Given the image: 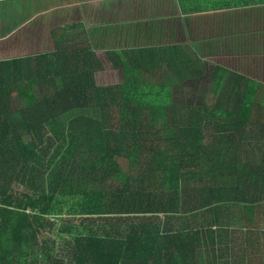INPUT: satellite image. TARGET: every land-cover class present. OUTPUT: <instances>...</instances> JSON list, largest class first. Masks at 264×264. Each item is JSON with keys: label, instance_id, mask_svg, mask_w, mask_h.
Returning a JSON list of instances; mask_svg holds the SVG:
<instances>
[{"label": "trees", "instance_id": "trees-1", "mask_svg": "<svg viewBox=\"0 0 264 264\" xmlns=\"http://www.w3.org/2000/svg\"><path fill=\"white\" fill-rule=\"evenodd\" d=\"M129 54L109 87L89 49L0 60V264H264L258 85L217 65L177 102L204 63Z\"/></svg>", "mask_w": 264, "mask_h": 264}, {"label": "crops", "instance_id": "crops-1", "mask_svg": "<svg viewBox=\"0 0 264 264\" xmlns=\"http://www.w3.org/2000/svg\"><path fill=\"white\" fill-rule=\"evenodd\" d=\"M57 45L91 50L103 64L97 81L105 63L110 80L122 73L111 54L133 51L148 65L164 64L147 78L170 77L173 59L197 58L212 73L222 65L253 81L264 95V0H0V60Z\"/></svg>", "mask_w": 264, "mask_h": 264}, {"label": "rangeland", "instance_id": "rangeland-1", "mask_svg": "<svg viewBox=\"0 0 264 264\" xmlns=\"http://www.w3.org/2000/svg\"><path fill=\"white\" fill-rule=\"evenodd\" d=\"M112 64L111 63H105L104 64V71L105 73H101L99 75L98 84L101 86L109 87V86H117L119 84H122L124 79L121 72H114L112 80L108 78L109 74L107 72L111 71ZM206 74L203 79L198 80H186L183 82L181 87L177 88V93L175 92L174 95H177L175 98L177 102L182 103H190L195 102L198 99H201L202 96L206 98H210L211 93L210 90L212 88V83L209 82V77L212 75V70L210 67H207L205 65ZM210 71V72H209ZM188 74H192V70H189ZM207 76V77H206ZM209 96V97H208ZM257 262V264H260V262Z\"/></svg>", "mask_w": 264, "mask_h": 264}]
</instances>
